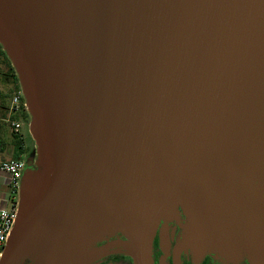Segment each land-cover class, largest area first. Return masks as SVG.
<instances>
[{
	"label": "water",
	"instance_id": "1",
	"mask_svg": "<svg viewBox=\"0 0 264 264\" xmlns=\"http://www.w3.org/2000/svg\"><path fill=\"white\" fill-rule=\"evenodd\" d=\"M0 44L36 145L0 264H154L182 213L264 264V0H0Z\"/></svg>",
	"mask_w": 264,
	"mask_h": 264
},
{
	"label": "crops",
	"instance_id": "2",
	"mask_svg": "<svg viewBox=\"0 0 264 264\" xmlns=\"http://www.w3.org/2000/svg\"><path fill=\"white\" fill-rule=\"evenodd\" d=\"M18 81L17 72L9 56L6 52H0V163L14 158L18 152V134L11 125V119L17 118L20 113H13L10 108L12 96L21 91ZM22 121L20 135L24 144H29V124L24 119ZM10 179V174L0 168V205L8 208L18 207L19 195L14 192Z\"/></svg>",
	"mask_w": 264,
	"mask_h": 264
},
{
	"label": "flooded vegetation",
	"instance_id": "3",
	"mask_svg": "<svg viewBox=\"0 0 264 264\" xmlns=\"http://www.w3.org/2000/svg\"><path fill=\"white\" fill-rule=\"evenodd\" d=\"M182 213L178 218H170L165 223H160L153 244L154 264H251L248 255L244 254L236 262L223 261L212 253H208L203 258H195L191 251L179 250L178 241L182 234L181 223L185 221ZM23 264H32L28 259ZM92 264H134L133 258L122 253H115L103 257Z\"/></svg>",
	"mask_w": 264,
	"mask_h": 264
},
{
	"label": "built area",
	"instance_id": "4",
	"mask_svg": "<svg viewBox=\"0 0 264 264\" xmlns=\"http://www.w3.org/2000/svg\"><path fill=\"white\" fill-rule=\"evenodd\" d=\"M22 98V91H18L12 96L10 108L13 113L20 112L23 106L26 108L25 102H23ZM11 125L16 132L20 133L23 127V121L18 118H12ZM24 166L25 162L18 158H10L3 160L0 163V168L10 174L11 186L14 192L19 191ZM17 214V206L11 208L0 207V256L13 231Z\"/></svg>",
	"mask_w": 264,
	"mask_h": 264
},
{
	"label": "rangeland",
	"instance_id": "5",
	"mask_svg": "<svg viewBox=\"0 0 264 264\" xmlns=\"http://www.w3.org/2000/svg\"><path fill=\"white\" fill-rule=\"evenodd\" d=\"M0 52H2V45L1 44H0ZM21 119L23 120V118H21ZM28 142H29V144L28 143L25 144L26 150L21 151L18 149V152L14 158L22 159L24 162H28L30 160H33V158L35 157V154H36L35 153V149H36L35 141L33 139H29ZM15 193L18 194V192H15ZM0 207H5V206L0 205Z\"/></svg>",
	"mask_w": 264,
	"mask_h": 264
},
{
	"label": "trees",
	"instance_id": "6",
	"mask_svg": "<svg viewBox=\"0 0 264 264\" xmlns=\"http://www.w3.org/2000/svg\"><path fill=\"white\" fill-rule=\"evenodd\" d=\"M2 52L5 53L3 50H2ZM16 79H17V77H16ZM22 100H23V102H25L24 98H22ZM19 113H18L19 114V116H18L19 118L18 117L17 118L20 119V117H21V118L25 119L27 121V123L29 124L30 116H29V113H28L27 109L25 108V106H23L22 110ZM17 134H18V136H17L18 137V149L21 150V151H25L26 147H25V144H24V140L22 139V136L20 135V133L17 132ZM29 138L32 139L30 133H29Z\"/></svg>",
	"mask_w": 264,
	"mask_h": 264
},
{
	"label": "bare ground",
	"instance_id": "7",
	"mask_svg": "<svg viewBox=\"0 0 264 264\" xmlns=\"http://www.w3.org/2000/svg\"><path fill=\"white\" fill-rule=\"evenodd\" d=\"M31 133H32L33 137L36 140H38V141L40 140L39 137H38L37 131H36V129L34 127H32V129H31ZM31 247L32 248H34V247L36 248V244L32 243Z\"/></svg>",
	"mask_w": 264,
	"mask_h": 264
}]
</instances>
